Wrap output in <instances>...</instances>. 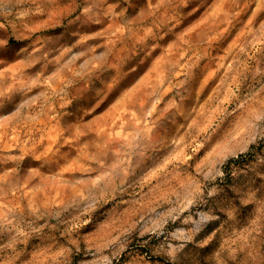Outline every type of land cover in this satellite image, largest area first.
<instances>
[{
  "label": "rangeland",
  "instance_id": "rangeland-1",
  "mask_svg": "<svg viewBox=\"0 0 264 264\" xmlns=\"http://www.w3.org/2000/svg\"><path fill=\"white\" fill-rule=\"evenodd\" d=\"M0 264H264V0H0Z\"/></svg>",
  "mask_w": 264,
  "mask_h": 264
}]
</instances>
